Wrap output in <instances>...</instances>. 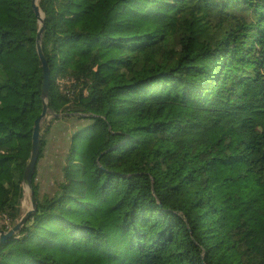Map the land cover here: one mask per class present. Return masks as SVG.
I'll return each instance as SVG.
<instances>
[{
  "label": "trees",
  "instance_id": "obj_1",
  "mask_svg": "<svg viewBox=\"0 0 264 264\" xmlns=\"http://www.w3.org/2000/svg\"><path fill=\"white\" fill-rule=\"evenodd\" d=\"M51 124L90 119L0 264H264V0H38ZM32 0H0V216L43 111ZM66 117V116H65ZM38 164V163H37Z\"/></svg>",
  "mask_w": 264,
  "mask_h": 264
},
{
  "label": "rangeland",
  "instance_id": "obj_2",
  "mask_svg": "<svg viewBox=\"0 0 264 264\" xmlns=\"http://www.w3.org/2000/svg\"><path fill=\"white\" fill-rule=\"evenodd\" d=\"M50 114L47 118L51 119ZM66 116V117H65ZM90 119L63 115L51 124L47 134V146L44 156L37 164L38 176L36 183L41 196L53 195L60 181L63 179L62 168L65 164L66 154L69 150L72 135L88 125ZM31 197L29 188L26 186L25 198L22 204L23 213L31 208ZM5 219L0 217V223Z\"/></svg>",
  "mask_w": 264,
  "mask_h": 264
},
{
  "label": "water",
  "instance_id": "obj_3",
  "mask_svg": "<svg viewBox=\"0 0 264 264\" xmlns=\"http://www.w3.org/2000/svg\"><path fill=\"white\" fill-rule=\"evenodd\" d=\"M32 7L40 23V28L37 33V51H38L40 60L42 62L43 73H44V85H43V92H42L43 111L40 114V116L35 120V123H34L31 155H30V158H29V161H28L25 173H24L25 190L27 186L29 188L32 206L23 214L21 219L17 221V223L13 227L7 230L0 229V242L14 235L25 224L28 217L33 213V211H36L37 209L38 203H37V198L35 195V189H34V184H33V174L36 170L39 155H40L41 125L44 119L50 113H52V111L49 108V104H48L51 72H50L48 61L45 57V54L42 48V38H43V32L45 29V22H46L45 13L42 11L38 3V0H32Z\"/></svg>",
  "mask_w": 264,
  "mask_h": 264
},
{
  "label": "built area",
  "instance_id": "obj_4",
  "mask_svg": "<svg viewBox=\"0 0 264 264\" xmlns=\"http://www.w3.org/2000/svg\"><path fill=\"white\" fill-rule=\"evenodd\" d=\"M0 217L5 219L2 223H0V225H5L7 227H10L11 220L6 215Z\"/></svg>",
  "mask_w": 264,
  "mask_h": 264
}]
</instances>
